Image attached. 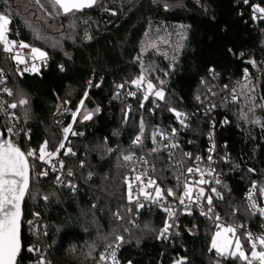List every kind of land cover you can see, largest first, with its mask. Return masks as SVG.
Instances as JSON below:
<instances>
[{
	"label": "trees",
	"instance_id": "16d2710c",
	"mask_svg": "<svg viewBox=\"0 0 264 264\" xmlns=\"http://www.w3.org/2000/svg\"><path fill=\"white\" fill-rule=\"evenodd\" d=\"M257 1L264 7V0ZM0 14L10 18L12 37L52 55L38 73L15 71L6 82L9 101L18 105L23 148L40 154L47 141L48 151L55 150L60 140L55 113L67 102L76 109L83 101L69 135L77 154L63 153L78 189L57 186L34 163L17 264H37L40 256L28 249L36 243L46 248V240L53 264H95L117 243L120 258L133 264H158L160 258L163 264H247L238 254H218L211 247L214 228L198 214L187 213L169 241L159 235L165 215L156 209L142 211L131 223L124 157L147 154L158 182L172 186L174 167L163 150L152 148L153 130L174 124V109L194 111L188 137L195 152L204 150L216 119L215 167L225 176L219 206L229 220L257 226L244 193L252 184H264V71L242 81V69L264 67V19L255 25L249 5L236 0H95L68 13L51 0H0ZM142 74L148 80L142 85L151 82L162 99L127 98L121 92V83L135 86ZM234 83L238 98L228 101ZM22 99L27 103L20 105ZM95 107L100 112L81 119L83 109ZM139 135L143 144L136 142ZM35 215L46 236L32 222ZM242 241L250 253L243 236Z\"/></svg>",
	"mask_w": 264,
	"mask_h": 264
},
{
	"label": "built area",
	"instance_id": "2783aa9c",
	"mask_svg": "<svg viewBox=\"0 0 264 264\" xmlns=\"http://www.w3.org/2000/svg\"><path fill=\"white\" fill-rule=\"evenodd\" d=\"M237 3L242 4L243 6L250 7L251 17L253 18L254 24L258 25L260 21L264 19V13L254 12V8H264L260 2L257 0H248L247 3L244 0H236ZM8 17V16H7ZM10 23L11 20L8 17ZM10 23L6 26L7 28V38L10 42H15V47L12 48L11 52L4 50V44L0 42V116L4 121L6 130L12 129V132L9 133L12 140L16 143L17 146L23 149L25 153L29 150L23 148L21 144V128L20 122L17 115L14 113V108L9 107L12 103L9 101V92L12 91L7 85V79L15 71L20 73H38L42 68H46L51 63L52 55L39 48L33 44L23 40L17 39L11 36ZM23 43L28 45V47H19ZM39 49L40 52L45 53L44 57H40L38 54L36 58L33 59L32 49ZM25 59V63H18L14 57L16 55ZM6 63V65H3ZM37 66V71L32 70V65ZM264 71V67L257 69L252 72L249 68H243V80L246 81L251 77L258 75ZM91 82H88L90 87ZM123 89L121 92L127 98H135L138 95H142L146 101L148 100H160V97L156 96L154 92H151L147 87L142 84L137 87L133 86L128 82L121 83ZM238 83L233 84V88L230 89V92L227 96L228 101H235L238 98L237 89ZM223 89V88H222ZM221 89V92H222ZM134 93V95H130ZM235 97V98H234ZM100 112V107H98ZM133 108V103L130 102L126 108V118L130 114ZM75 113V116H73ZM177 113L180 115L177 116ZM175 114V123L172 125H157L152 132L151 136V146L153 149H160L166 153L168 160L172 163L175 171V184L172 186H162L158 182V177L156 175V167L154 163L150 160L147 154L140 152H131L126 156L132 157L127 162V173L125 176V184L127 189L126 203L128 208L132 211L130 218L131 223H137L139 214L142 211L156 209L162 212L165 215V222L167 221L171 227L168 229L167 233L164 236H160L164 241H169L172 237L173 232L181 224L183 217L187 213H195L203 217L204 219L211 222L214 231H223V229L231 227L235 229V237L232 236V233H227L228 237L235 241V238H239L241 243L242 236L248 241L251 247V242L248 240L249 234H251L253 240H256L257 237L264 235V213H261V209H264V184L257 186L252 184L244 193L249 210L255 218H258L259 223L257 226H254L252 223L243 222V221H232L229 220L226 216V213L223 208L219 206V203L224 199V193L222 191V185L224 183V174L217 171L216 165V154L219 148L216 132H217V120L213 119L210 122V131L206 138V144L204 145V150L199 149L194 152L193 145L194 140L188 137V133L191 130V125L193 119L196 117L194 111H189L185 109H174ZM78 115V108H72L67 106L61 108L57 111L53 117V122L56 126L60 128V140L58 143L59 147L61 143L64 144V147L59 149V153L51 158L50 163L45 161H40L36 157H29L30 165L33 163H38L41 167V171H47V174H50L54 177V183L59 187L71 188L72 191H77L78 183L73 179L74 171L71 167L67 165V161L63 153H70L72 156H76V152L72 149L71 141L69 138L70 132L65 133L64 129L69 125H73L75 118ZM223 124H227L228 120L226 118L222 119ZM145 128H143V132ZM13 133H18L14 135ZM139 141L137 144L144 143L143 135H139ZM55 149V150H56ZM68 149H71V152H68ZM211 149V151H210ZM38 154L34 149H31ZM53 150V151H55ZM52 152V151H51ZM211 156V160H209ZM199 157V159H197ZM48 158L46 157V160ZM60 161H63V167H60ZM53 165H55V170H53ZM192 168L191 173L188 172V169ZM199 169L196 171L195 169ZM71 172L72 175L68 173ZM140 176L141 180H136V177ZM59 178V179H58ZM203 179L205 183H199ZM152 180L155 183L151 186L148 185V181ZM219 181V183H217ZM129 184H131V196L132 199L129 200ZM188 186L192 189L191 198L185 195V186ZM159 187L162 192V195L157 198L155 189ZM143 189V192L141 191ZM172 190V195H168V190ZM203 189V195H200V190ZM30 192V191H29ZM144 193L150 194L149 198H145ZM29 196V194H28ZM27 196V197H28ZM184 197V203H180V197ZM208 197H211L212 203L208 204ZM143 205V207H140ZM167 209V210H166ZM211 209V211H209ZM169 211L173 215H169ZM237 212H235V215ZM32 222L40 230L41 234L46 236L45 228L41 225L39 217L36 215L32 217ZM165 227V223L161 229ZM160 229V231H161ZM160 235V232H159ZM46 248L42 244L36 243L32 244L30 248L38 249L39 251H34L36 255L45 258V264H53L48 260V245L47 240L44 241ZM116 244H112L114 248ZM257 250H264V246L259 245L257 242ZM111 252L109 247H106L102 253L107 257ZM116 259L119 264H133L131 261H123L119 256V248L116 250ZM253 262L260 264L259 260H253ZM95 264H113L111 259H106L101 262L100 259ZM158 264H163L162 258Z\"/></svg>",
	"mask_w": 264,
	"mask_h": 264
},
{
	"label": "snow or ice",
	"instance_id": "6c2138e0",
	"mask_svg": "<svg viewBox=\"0 0 264 264\" xmlns=\"http://www.w3.org/2000/svg\"><path fill=\"white\" fill-rule=\"evenodd\" d=\"M39 2V0H37ZM54 6H59V8L63 9L64 13H68L70 11L76 10L79 11L85 7H91L95 0H51ZM245 3L248 0H244ZM254 12L264 13V8H254ZM10 23L8 17L4 14H0V42L4 44V50L11 52L12 48L15 47V42H10L7 38V28L6 26ZM19 47H28V45L21 43ZM33 59L36 58L35 54H38L40 57H44L45 53L40 52L39 49L33 48L32 49ZM14 59L17 60L18 63H25V59L19 57L17 54ZM32 70L37 71V66L35 64L32 65ZM143 71H149V69L145 68ZM22 74V73H21ZM143 77L138 78V80L133 81L137 87L140 86ZM120 87H123L121 85ZM148 89H153L154 85L151 82L147 84ZM156 96L163 98V92L157 91ZM11 95V92H9ZM130 95H134V93H130ZM235 98V97H234ZM27 103L26 99H22L19 101L20 105H24ZM83 101H81V105ZM18 105L13 103L9 105L11 108H16ZM264 107V105H262ZM98 111V109H97ZM180 114L177 113V116ZM75 116V113H73ZM90 118L89 116H85V119ZM246 118V117H244ZM258 122V121H257ZM71 131V125L64 129L65 133ZM12 129H7L6 133H11ZM5 133V137H6ZM17 135L18 133H13ZM76 133H73L75 135ZM139 141V137H137V142ZM64 144L61 143L59 147L52 152L48 151V142L45 141L43 145H41L39 149L40 155L37 157L36 153L32 150H29L27 153L21 151V149L16 146L14 141H11L7 138L0 139V264H17V257L21 251V240H20V232H21V218H22V211H21V203L24 201L25 195L29 194V183H30V170H34L35 164H29V157H36V159L40 161H45L46 163L51 162V158L56 156L59 153V149L63 148ZM211 151V149H210ZM68 152H71V149H68ZM67 154V153H65ZM46 157L48 158L46 160ZM132 157L125 156V160H130ZM199 159V157L197 158ZM209 160H211V156H209ZM60 167H63V161H60ZM53 170H55V165H53ZM199 171V169H195ZM193 171L192 168L188 169V172L191 173ZM72 175L71 172L68 173ZM42 175H47V171L43 172ZM59 179V178H58ZM136 180H141L140 176L136 177ZM155 182L152 180L148 181V185L151 186ZM199 183H205L203 179L199 181ZM219 183V181H217ZM143 192V189H141ZM156 196L159 198L162 195L161 190L159 187L155 189ZM264 191V189H262ZM192 189L185 186V195L191 198ZM172 190H168V195H172ZM145 198H149L150 194L144 193ZM200 195H203V189L200 190ZM45 199H47L45 197ZM132 199L131 196V184H129V200ZM208 204L211 205L212 199L208 197ZM180 203H184V197H180ZM143 207V205H140ZM167 210V209H166ZM211 211V209H209ZM261 213H264V209L260 210ZM169 215H173L169 211ZM28 223H31L29 221ZM171 227L170 224L165 222V227L161 229L160 236H164L167 233L168 229ZM226 233H232V236L235 237V229L228 227L223 229ZM217 236H220L221 233L217 232ZM117 241L123 242V237L118 236L116 237ZM248 240L251 242V259L249 256L245 254L242 250V246L240 244L239 238H235V247L236 252H231L232 256H236L237 252L239 254V258L246 260L247 264H252L253 260H259L260 264H264V250H257V242L259 245L264 246V235L257 237L256 240H253L251 234L248 236ZM120 244L117 243L116 246L113 248L112 245L108 247L111 249L110 254L106 257L104 253L100 254V261L103 262L106 259H111L113 264H119L118 260L116 259V250L119 248ZM212 248L216 249L218 254H222L221 248L218 247L216 240L214 239ZM28 251L34 252L39 251L38 249L29 248ZM37 264H45V258L40 257L37 261ZM178 264H183L182 261H179Z\"/></svg>",
	"mask_w": 264,
	"mask_h": 264
},
{
	"label": "rangeland",
	"instance_id": "374dc122",
	"mask_svg": "<svg viewBox=\"0 0 264 264\" xmlns=\"http://www.w3.org/2000/svg\"><path fill=\"white\" fill-rule=\"evenodd\" d=\"M40 14H41V13H38V17H41V20H42V21L46 20V18L43 17L42 14H41V15H40ZM52 27H53V25H49V26H48L49 29H51ZM144 72H145V71H144ZM140 77H143V80L141 81L140 85L142 84L143 81H145V80L148 81V80L146 79V77L144 76V74H142ZM140 77H139V78H140ZM136 80H138V79H136ZM147 84H148V83H147ZM147 89H148V87H147ZM148 90L151 91V92H154V93L157 92V91L154 89V87H153V89H151V90L148 89ZM67 105H68V102L66 103L65 106H67ZM81 106H82V105H81V102H80L78 108L80 109ZM97 109L99 110L98 107H95V108H93V109H83V113H82V115L80 116L81 119H85V116H89L90 118H88V119H91L92 117H94V116L98 113ZM32 179H33V178H32ZM217 232H220L221 235H220V236H217V235H216ZM214 239L216 240L218 247L221 248V252H222V254H230L231 252H236V251H237V250H236V247H235V241H233L231 238H229L226 232H224V231H214V235H213L212 240H211V247H212V244H213ZM239 241H240V240H239ZM240 244H241V246H242L241 241H240ZM214 250H216V249H214ZM242 250L245 252L246 255H248V256L251 257V255H250L251 251H250V253H248V251H247L243 246H242ZM237 254H238V252H237ZM238 255H239V254H238Z\"/></svg>",
	"mask_w": 264,
	"mask_h": 264
},
{
	"label": "water",
	"instance_id": "95a60500",
	"mask_svg": "<svg viewBox=\"0 0 264 264\" xmlns=\"http://www.w3.org/2000/svg\"><path fill=\"white\" fill-rule=\"evenodd\" d=\"M5 133H6V127H5L4 121L2 120V118H1V116H0V139L7 138V139L13 141L12 138H11V136L9 135V133H6V137H5ZM15 144H16V143H15ZM16 146H17V145H16ZM18 147H19V146H18ZM19 148H20V147H19ZM20 149H21V151H23L22 148H20ZM23 152H24V151H23ZM29 164H30V162H29ZM29 175H30V183H29V191H30L31 184H32V178H33V176H32V170H30ZM27 196H28V194L25 195L24 201L21 203V211H22V218H21V232H20L21 251H20V254H19L18 257H17V263H18V260H19L20 255L22 254L23 249H24L23 240H22V228H23V219H24V203H25V200H26Z\"/></svg>",
	"mask_w": 264,
	"mask_h": 264
}]
</instances>
